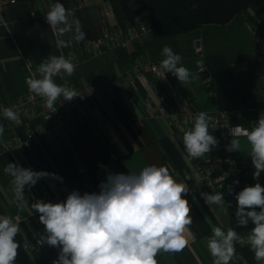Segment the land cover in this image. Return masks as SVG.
<instances>
[{
  "label": "crops",
  "instance_id": "1",
  "mask_svg": "<svg viewBox=\"0 0 264 264\" xmlns=\"http://www.w3.org/2000/svg\"><path fill=\"white\" fill-rule=\"evenodd\" d=\"M54 3L55 0H19L3 9L0 15V102L15 103L26 92L27 58L38 68L49 57H65L69 52H75L80 58L74 74L53 77V80L59 85L67 81L68 87L74 90L115 80L131 69L135 59L161 62L166 58L165 47L182 57L178 66L187 68L190 77L188 82L181 83L171 73L147 71L136 73L113 88L102 85L95 95L85 99L81 110L62 112L63 126L58 134L48 132L35 136L28 144L0 154V215L13 218L20 229L15 237L19 247L14 264H52L58 258V247L46 243L31 246L46 235L39 213L31 210L37 200L45 201V193L63 198L72 191L81 195L99 193L100 184L106 182L109 174H138L149 165L166 166L173 177L194 172L196 160L184 150L183 135L193 128L195 121L185 126L171 122L164 112L156 109L160 95H165L171 103L185 99L200 112H206L208 131L215 138L218 133L211 126L215 110H229L231 121L246 125L250 131L253 122L264 112V41L256 32L264 16V4L250 6L225 24H204L172 34H155L147 12H142L135 19V23L145 27L140 41L95 51L87 46V40L97 38L105 29L128 25L117 12L119 3L77 0L67 8L73 30L63 35L46 20ZM75 20H79L85 33L79 42L74 39ZM198 39L202 47L199 53L195 46ZM59 40H72V43L58 47ZM201 65L213 76L215 95L207 89L205 79L197 74ZM20 120L21 128L30 122L50 127L44 108L39 109L32 120ZM234 139L239 141L234 155L244 187L256 183L264 186V172L258 180L253 179L247 136ZM8 163L49 174L38 179L35 185L25 186L26 203L16 199L14 178L4 170ZM217 192L223 193L201 185L186 194L192 217L186 234L188 244L180 252H159L155 257L158 264H213L207 238L216 226L225 232L232 228L245 238L230 264H264L255 260L247 242L254 227L251 220L246 227L239 226L225 195L223 209L204 202L201 193Z\"/></svg>",
  "mask_w": 264,
  "mask_h": 264
},
{
  "label": "clouds",
  "instance_id": "2",
  "mask_svg": "<svg viewBox=\"0 0 264 264\" xmlns=\"http://www.w3.org/2000/svg\"><path fill=\"white\" fill-rule=\"evenodd\" d=\"M69 15L71 13L57 0L50 7L46 20L51 28L63 35L73 30ZM74 25V39L79 42L85 33L79 20H75ZM71 43L72 40H59L58 47H68ZM163 54L166 58L160 67L164 73H171L181 83L188 82L189 70L178 66L182 57L168 47L163 49ZM75 68L64 56H51L39 65L38 72L42 78L31 79L29 90L43 97L46 106L55 111L54 104L61 95L70 101L78 94L68 87L67 81L59 85L53 77L61 73L70 77ZM2 115L10 122H21L12 108H4ZM253 124L246 135L251 145L253 179L258 180L264 172V112ZM208 129L209 116L200 112L195 117L193 128L184 132L183 146L190 158H200L217 145ZM4 130L0 120V135ZM239 132L238 126L232 129V137ZM238 149L239 141L232 138L226 150L233 152ZM4 170L14 178L16 199L25 203V186H33L38 179L49 175L13 163H8ZM188 191V185L177 182L168 167L149 165L138 174H109L106 182L100 184L99 193L81 195L72 191L62 202L37 200L31 205V210L39 213V222L44 225L46 235H42L41 240L60 249L52 264H158L155 257L159 252H180L188 244L186 234L192 224L191 209L185 198ZM201 195L207 205L215 204L223 209L224 193ZM236 201L238 225L246 227L251 220L254 227L247 242L255 260L264 262V186L260 183L245 186L236 195ZM19 231L13 218L0 215V264H14L19 247L15 237ZM239 239L237 231L232 228L225 232L222 227H213L212 235L207 238L213 264H230L236 255L235 242Z\"/></svg>",
  "mask_w": 264,
  "mask_h": 264
},
{
  "label": "built area",
  "instance_id": "3",
  "mask_svg": "<svg viewBox=\"0 0 264 264\" xmlns=\"http://www.w3.org/2000/svg\"><path fill=\"white\" fill-rule=\"evenodd\" d=\"M16 0H0V15L9 3H14ZM145 27L141 24H128L117 29H105L103 33L94 39L87 40V46L93 48L95 51H102L108 48L125 47L130 41H140L143 38ZM264 41V39H263ZM201 48L196 47L199 53ZM65 58L70 60L75 66L78 65L80 58L75 52H69ZM161 62H151L145 59H135L131 69L125 74L119 76L115 80L106 81L103 84L92 83L85 88L76 89L78 96L72 100H65L60 96L54 104L55 111L50 110L45 103V99L37 96L29 90V81L33 78H42L30 58H27V90L22 94L15 103L0 102V120L4 124V133L0 135V154L8 152L15 147H22L28 144L35 136L53 132L58 134L63 126L62 112L64 110L79 111L82 108L83 102L89 96L95 95L102 85L119 86L126 80L132 78L136 73L151 71L154 73H162L163 69L160 67ZM197 74L205 79L207 89L212 95H215V88L213 83V76L207 70L205 65H201L197 69ZM64 73L54 77H61ZM12 108L18 113L20 118L29 121L38 112L39 109L44 108V115L46 120L50 123V127L44 126L41 122L27 123L24 128H21L20 123L8 121L3 117V109ZM156 109L166 114L171 122L179 126H185L195 121V117L200 113L197 106L191 102L183 99L177 103H171L165 95L159 96V104ZM232 113L229 110L217 109L212 114L211 126L217 131L218 137L217 145L212 147L209 153H205L202 158H195L196 164L194 172H186L183 176H174L177 182L186 183L188 185L190 194L198 186H210L215 189L223 191L229 205V209L234 218L237 209L236 195L244 188L240 178V169L237 165L236 157L233 152L226 150V146L230 144L232 138L247 136L246 133L250 129L241 123H233L231 121ZM107 126V122H105ZM239 127L240 132L232 137L231 130ZM238 181V183H236ZM231 188V192H229ZM66 198L53 196L45 193V202H62ZM245 242V238L240 236L239 241L235 242L236 253L238 249ZM44 242L41 237L31 246L43 245ZM239 255L237 254V257ZM240 257V256H239ZM240 259H242L240 257ZM243 264H245L243 262Z\"/></svg>",
  "mask_w": 264,
  "mask_h": 264
},
{
  "label": "trees",
  "instance_id": "4",
  "mask_svg": "<svg viewBox=\"0 0 264 264\" xmlns=\"http://www.w3.org/2000/svg\"><path fill=\"white\" fill-rule=\"evenodd\" d=\"M110 1L119 3L117 12L122 14L128 24H135L136 16L142 12H147L155 34L186 32L204 24H225L250 6L263 4V0ZM58 2L67 9L77 0H58ZM256 32L264 39V16L260 20Z\"/></svg>",
  "mask_w": 264,
  "mask_h": 264
},
{
  "label": "water",
  "instance_id": "5",
  "mask_svg": "<svg viewBox=\"0 0 264 264\" xmlns=\"http://www.w3.org/2000/svg\"><path fill=\"white\" fill-rule=\"evenodd\" d=\"M262 3L264 4V0H263ZM195 46H196L197 48H201V41H200L199 39L196 40V42H195Z\"/></svg>",
  "mask_w": 264,
  "mask_h": 264
}]
</instances>
